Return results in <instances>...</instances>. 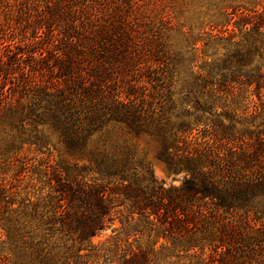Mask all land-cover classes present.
I'll use <instances>...</instances> for the list:
<instances>
[{"label": "trees", "instance_id": "1", "mask_svg": "<svg viewBox=\"0 0 264 264\" xmlns=\"http://www.w3.org/2000/svg\"><path fill=\"white\" fill-rule=\"evenodd\" d=\"M142 1L0 0V114L33 146L45 145L44 133H52L67 153L87 159L98 177L92 182L55 173L54 185L48 181L52 215L41 216L38 224L60 245L35 237L24 243L20 230L7 232L28 264L87 256L117 207L147 227L155 243L162 239L185 251L204 242L214 252L236 251L240 220L264 217V131L238 136L227 126L208 146L193 142L195 128L206 123L199 117L191 124L185 113L175 112L174 57ZM238 21L248 44L235 53L243 65L264 49V9L240 12ZM225 70L226 61L213 65L200 80L204 97L202 104L195 101L198 110L206 112V83L213 86L214 75L226 86ZM243 78L258 91L263 87L257 70ZM219 93L210 90L213 98ZM114 128L151 140L156 160L188 177L164 187L132 146L103 138ZM20 169L27 172L26 163ZM31 188L29 182L21 189L29 194ZM26 201L18 207L34 210L36 204ZM116 262L149 264V253L128 250Z\"/></svg>", "mask_w": 264, "mask_h": 264}, {"label": "rangeland", "instance_id": "2", "mask_svg": "<svg viewBox=\"0 0 264 264\" xmlns=\"http://www.w3.org/2000/svg\"><path fill=\"white\" fill-rule=\"evenodd\" d=\"M143 1V11L155 24L174 57L171 92L175 112L185 113L191 124L199 117L206 123V126L195 128L191 135L193 142H205L208 146L227 126L237 135L243 133L246 137L250 132L264 131V49L243 65L235 57L236 52H244L248 47L243 37L246 31L238 21L240 12H262L264 0ZM259 40L264 43V37H259ZM230 43L237 46H229ZM225 61L228 67L224 72L226 86H219L222 83L220 77L214 75L213 86L206 83V112L198 110L195 101L202 104L204 97L200 80H206L209 67L214 65L217 68ZM256 70L263 82L259 91L255 84L248 85L243 78ZM211 89L222 93L213 98ZM259 92L261 96L257 95ZM185 95L189 96L188 102L184 100ZM20 132L18 127L7 125L0 114V264H28L24 255L14 250L7 232L20 230L24 243H29L31 237L42 241L51 236L38 224V220L41 216L45 220L52 215L48 181L51 180L54 185L55 173L61 174L62 179L75 176L92 182L98 179L90 171L88 160L67 153L52 133H44L43 147L31 145L28 135ZM103 138L132 146L138 159L166 188L177 187L188 177L186 172L168 171L163 163L157 161V146L147 138H132L119 128L112 129ZM235 145L239 147L242 142L236 140ZM23 163H26L28 171L19 173ZM47 165L50 168L46 172ZM29 182L32 188L29 194H25L26 190L21 188ZM29 196L31 199H28ZM23 199L34 202L35 209L31 206L19 208L18 203ZM117 204L115 201L114 205ZM247 219L249 223L240 220V235L236 236L239 248L236 251L224 249L214 252L213 248L204 246L206 242L185 251L179 246L172 247L171 243L162 239L155 243L156 237L153 233L149 234L147 227L135 225L136 217L132 218L124 207H117L108 226L93 239L95 247L88 251L87 256L77 259L68 254L60 263L117 264L116 259L124 252L140 249L149 253V264H264V217L254 219L250 215ZM250 226L253 230L247 241ZM49 240L50 245H60L57 236ZM105 250L111 252L105 255Z\"/></svg>", "mask_w": 264, "mask_h": 264}]
</instances>
